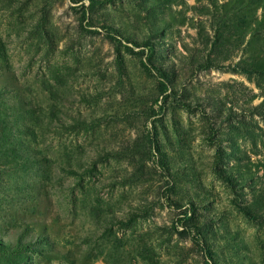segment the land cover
Segmentation results:
<instances>
[{"label":"rangeland","instance_id":"rangeland-1","mask_svg":"<svg viewBox=\"0 0 264 264\" xmlns=\"http://www.w3.org/2000/svg\"><path fill=\"white\" fill-rule=\"evenodd\" d=\"M0 264H264V0H0Z\"/></svg>","mask_w":264,"mask_h":264}]
</instances>
